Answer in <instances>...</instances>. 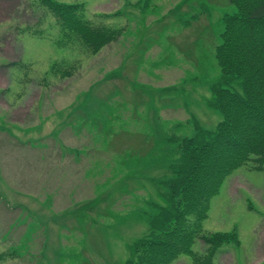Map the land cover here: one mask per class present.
<instances>
[{
    "label": "rangeland",
    "instance_id": "obj_1",
    "mask_svg": "<svg viewBox=\"0 0 264 264\" xmlns=\"http://www.w3.org/2000/svg\"><path fill=\"white\" fill-rule=\"evenodd\" d=\"M55 1L114 35L92 53L41 0H0V264H123L152 202L164 204L161 180L193 133L187 118L205 128L220 119L205 100L234 7ZM200 226L232 238L210 264H264V163L227 175ZM204 248L191 245L201 258ZM168 264L194 263L179 254Z\"/></svg>",
    "mask_w": 264,
    "mask_h": 264
},
{
    "label": "trees",
    "instance_id": "obj_2",
    "mask_svg": "<svg viewBox=\"0 0 264 264\" xmlns=\"http://www.w3.org/2000/svg\"><path fill=\"white\" fill-rule=\"evenodd\" d=\"M228 2L234 11L222 16L214 54L221 76L210 85L205 100L220 119L205 128L187 118L192 119L193 133L179 137V161L170 178L161 180L164 204L152 202L146 232L131 242V255L123 264H168L179 254L189 255L194 264H210L215 248L232 238L228 233L201 232L207 201L235 168L264 163V0ZM41 3L90 52L113 39L111 31L81 21L77 5ZM196 239L205 245L203 258L191 249Z\"/></svg>",
    "mask_w": 264,
    "mask_h": 264
},
{
    "label": "crops",
    "instance_id": "obj_3",
    "mask_svg": "<svg viewBox=\"0 0 264 264\" xmlns=\"http://www.w3.org/2000/svg\"><path fill=\"white\" fill-rule=\"evenodd\" d=\"M58 153H59V152L57 151V153H56V155H55V159L58 158V160H54L53 162H55L56 164H58L59 162L64 163V162H63L64 160H63V161H61V160L59 161V157L57 156ZM0 203H1V202H0ZM1 204H2V203H1ZM4 209H5V211H9L10 213H13V211H14V210H13L14 208H12L10 205H8V206H7L6 208H4Z\"/></svg>",
    "mask_w": 264,
    "mask_h": 264
}]
</instances>
